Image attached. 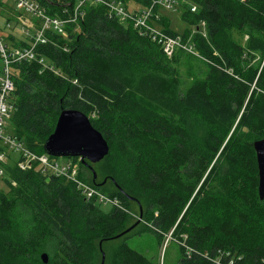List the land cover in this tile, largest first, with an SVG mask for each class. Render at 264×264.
Instances as JSON below:
<instances>
[{
	"label": "trees",
	"instance_id": "obj_1",
	"mask_svg": "<svg viewBox=\"0 0 264 264\" xmlns=\"http://www.w3.org/2000/svg\"><path fill=\"white\" fill-rule=\"evenodd\" d=\"M79 1L41 0L50 15L65 19ZM122 1L131 8V1L149 7L156 0ZM179 4L195 26L183 40L199 56L178 49L169 57L107 5L86 3L83 16L66 24L68 36L49 30V41L36 46L52 69L38 60L12 64V134L41 155L63 109L85 112L110 152L98 163H81L92 177L82 170L79 177L103 192L102 182L111 181L114 189L105 193L128 211L105 213L75 183L44 174L38 164L28 170L19 167L20 158L3 164L11 190H0V264H96L101 246L111 264H160L132 247L128 233L118 236L133 225L134 208L160 246L169 235L177 241L178 264H214L206 253L219 250L234 255L236 264H264V199L253 146L264 138V0ZM161 8L155 5L157 23L179 35ZM19 14L0 0L1 30L11 48L33 41L7 29L8 22L21 25ZM235 32L247 42H238ZM184 53L205 60L204 75L179 73L174 62ZM2 67L0 55V76ZM115 239L120 242L110 249Z\"/></svg>",
	"mask_w": 264,
	"mask_h": 264
},
{
	"label": "built area",
	"instance_id": "obj_2",
	"mask_svg": "<svg viewBox=\"0 0 264 264\" xmlns=\"http://www.w3.org/2000/svg\"><path fill=\"white\" fill-rule=\"evenodd\" d=\"M19 14L18 19L25 29L27 35L32 37L30 47H10L2 34L0 25V55L3 60L2 74L0 76V148L6 146L9 149L16 150L20 153L18 165L22 170L31 169L38 164V170L44 174L66 177L75 183L78 190L88 200H94L101 206L112 205L115 208L128 211L123 202L118 197H112L104 193L94 184H90L79 177L80 169L74 161L60 163L58 160L47 153L37 154L31 151L23 141L13 134H5L7 119H10L14 113L15 106L11 103L10 97L15 90L12 64L14 62L38 60L45 68H51L45 57H38L36 46L40 43H47L49 38L47 33L54 30L62 36H68L66 24L76 22L80 16H83L82 7L86 3L105 4L113 16L119 17L122 21H131L133 26L142 35H148L153 41L162 45L165 53L171 57L178 49H183L188 53L198 55L193 44L190 41H184L180 35H172L166 32L158 23L159 14L155 12V5L163 8L174 9L180 3V0H156L149 7L129 8L122 0H80L76 5L73 15L65 19L59 16H52L47 12L46 7L41 0H13ZM192 6V10H196ZM27 15H30L28 18ZM205 26V22L202 23ZM11 22L7 27H11ZM8 153L0 150V174L3 175L5 169L3 164L7 163ZM206 256L214 264H236V259L228 251L219 250L218 254Z\"/></svg>",
	"mask_w": 264,
	"mask_h": 264
},
{
	"label": "rangeland",
	"instance_id": "obj_3",
	"mask_svg": "<svg viewBox=\"0 0 264 264\" xmlns=\"http://www.w3.org/2000/svg\"><path fill=\"white\" fill-rule=\"evenodd\" d=\"M5 3H7L10 7L16 8L15 2L13 0H3ZM182 1V0H181ZM190 3V2H188ZM129 6L132 8H136L139 6V4L131 1L129 2ZM185 8L181 6L180 4L176 5L174 9H167V8H161L159 10L160 15L165 16L170 23V29L174 31L175 33L179 34L180 36H183L187 30L190 32H195V26L190 24L188 21L183 19L182 14ZM12 12V11H11ZM14 14V13H13ZM1 19V18H0ZM11 27H8L7 29H10V31H13L19 38L25 37L26 32L22 25L19 23H11ZM234 38L242 43L245 44L247 42L248 37L245 35H241L238 32L233 33ZM193 44V43H192ZM195 55V54H194ZM173 56V55H172ZM171 56V57H172ZM198 56V55H196ZM196 56H191L189 54L184 53V58L180 61H176L175 58V67L179 71L180 74H184L185 76H189L192 73H200L201 75H204L207 71V65L205 60L199 59ZM13 133V127L10 119H7L6 126H5V134L11 135ZM6 152L10 156V158L7 159V163L11 166H14L17 160L20 158V153L16 150H12L7 148ZM58 162L65 163L68 161H74L79 166V169L82 170L83 175L87 180H90L92 177L91 172L82 167L80 159H75L77 157H55ZM10 177L5 172V174H0V190L1 191H10L11 190V184L9 181ZM92 184L91 182H88ZM102 183H107L106 186H104L102 189L105 192H112L114 187L109 180H104ZM104 192V193H105ZM112 205L103 206L102 209L105 213H110L113 210ZM129 213L132 216L131 224H135L137 221H139V209L134 208L132 212L129 210ZM150 224L147 223L145 220H141L140 223L130 232H128V242L129 244L140 250L141 252L145 253L150 258L159 261L160 264H178L181 258V251L180 246L175 240H171V236L169 235L167 237V240L163 246L159 245L158 238L155 233L147 231V227H149ZM120 242V239H115L108 242L109 247L111 246H117ZM110 247V249H111ZM109 252V249H107ZM103 247L97 248L96 250V264H102L103 259ZM106 255V261L105 264H111L108 252L104 251ZM108 259V260H107Z\"/></svg>",
	"mask_w": 264,
	"mask_h": 264
},
{
	"label": "water",
	"instance_id": "obj_4",
	"mask_svg": "<svg viewBox=\"0 0 264 264\" xmlns=\"http://www.w3.org/2000/svg\"><path fill=\"white\" fill-rule=\"evenodd\" d=\"M259 168V194L264 199V138L253 142ZM44 150L54 157H77L81 163L90 166V163L102 161L110 152V145L101 131L91 122L90 117L83 111L74 108H65L61 111L55 130L44 143ZM97 178L94 172V179ZM142 220L119 234L121 236L133 230ZM48 263L49 254L41 255ZM106 255L103 251L102 264H105Z\"/></svg>",
	"mask_w": 264,
	"mask_h": 264
},
{
	"label": "crops",
	"instance_id": "obj_5",
	"mask_svg": "<svg viewBox=\"0 0 264 264\" xmlns=\"http://www.w3.org/2000/svg\"><path fill=\"white\" fill-rule=\"evenodd\" d=\"M20 13V12H19ZM21 14V13H20ZM28 16V18L30 17V15H27Z\"/></svg>",
	"mask_w": 264,
	"mask_h": 264
}]
</instances>
